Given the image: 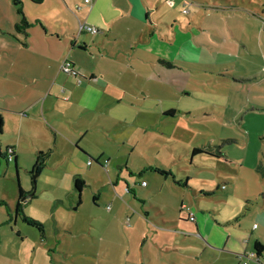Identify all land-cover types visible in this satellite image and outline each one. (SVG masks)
<instances>
[{
  "label": "rangeland",
  "instance_id": "obj_1",
  "mask_svg": "<svg viewBox=\"0 0 264 264\" xmlns=\"http://www.w3.org/2000/svg\"><path fill=\"white\" fill-rule=\"evenodd\" d=\"M150 1L164 3L155 10L156 18L164 16L153 29V50L177 68L162 70L155 61V86L147 84L141 107L154 114L173 107L177 113L168 119L149 115L148 133L137 138L146 153L131 154V165L138 170L145 160L164 163L178 179L188 177L186 187L146 170L142 179L148 186H140L134 173L119 181L115 201L104 186L93 204L88 186L75 211L52 212L55 193L44 170L35 177L36 198H25L23 207L40 225L20 217L7 224L14 237L2 242L0 264H256L246 257L256 239L264 245V0ZM110 49L111 43L94 48L93 62L87 53L77 57L101 68L135 59L123 54L116 62L107 56ZM128 76L135 79L123 69V80ZM136 80L144 79L140 74ZM89 163L94 179L112 177L114 168H101L88 157L79 156L75 165L85 169ZM30 169L14 174L24 196L32 188ZM153 188L158 192L148 199ZM76 198L72 191L63 199L74 205ZM55 219L72 229L70 248ZM18 226L21 239L12 232ZM258 260L264 264V251Z\"/></svg>",
  "mask_w": 264,
  "mask_h": 264
},
{
  "label": "crops",
  "instance_id": "obj_2",
  "mask_svg": "<svg viewBox=\"0 0 264 264\" xmlns=\"http://www.w3.org/2000/svg\"><path fill=\"white\" fill-rule=\"evenodd\" d=\"M16 1L21 2L29 24L25 34L14 28L20 18L13 0H0V200L11 211L14 210L18 198L14 180L16 169L19 172L22 167L32 168L39 152L45 155L40 173L49 171L47 180L55 193L52 212L63 208L65 211L77 209L76 200L71 205L63 198L73 191L74 179L78 176L85 182L82 192L90 186L93 204L102 197L104 186L109 187L114 201L119 199L114 193L119 181L128 180L134 173L141 177L140 181H145L142 176L146 170L166 171L170 175L162 176L186 187L183 184H187L188 177L178 179L164 163L145 160L138 170L131 165V154L146 153L138 145L137 138L141 131L148 133L144 122L149 115L168 119L166 116L177 113L173 107H160L157 114L141 107L148 95L147 84H155V61L162 70L177 68L172 61L174 66L171 68L160 64V57L151 43L154 26L164 16L160 14L156 18L155 10L164 3L150 0H91L89 3L84 0ZM32 6L36 8L30 13L28 10ZM81 24L95 26L99 31L95 34L80 32ZM107 43H111L107 52L110 59L118 62L123 54L135 59L130 63L118 62L116 67L93 65L96 57L94 48ZM77 53H87L92 62L84 65ZM100 57L105 58L106 55L101 52ZM64 59L71 62L82 78L80 82L73 75L61 71ZM123 69L134 73L135 79L128 76L123 80ZM140 74L144 79L142 82L136 80ZM164 87L167 88L166 85ZM123 110L127 115L122 114ZM130 110L132 117H128ZM169 111L173 114H164ZM135 114L138 115L133 117ZM109 144L111 150L107 151ZM8 148L12 149L10 160L6 159ZM79 156L95 160L101 168L110 165L114 168L112 177L104 182L94 179L90 174L93 163L85 169L75 165ZM124 184L127 192L133 191L128 185L130 183ZM140 186H148V183ZM59 191H63L65 196ZM157 192V189H150L148 199ZM33 195L36 198V193ZM180 207V210L184 208L183 203ZM7 220L6 207L0 204V248L3 241H12L14 237L7 226L11 222ZM16 220L14 217L13 223ZM60 222L55 219L54 225L64 232L63 244L70 248L72 229H66L68 227ZM14 231L20 239L23 238L20 226Z\"/></svg>",
  "mask_w": 264,
  "mask_h": 264
},
{
  "label": "trees",
  "instance_id": "obj_3",
  "mask_svg": "<svg viewBox=\"0 0 264 264\" xmlns=\"http://www.w3.org/2000/svg\"><path fill=\"white\" fill-rule=\"evenodd\" d=\"M13 2H14V9H15L17 15L20 18V20L14 25V28H15V30L17 32L25 34V31L29 27V24L27 23V21H26V19L24 17L22 6H21V2H18L16 0H13ZM22 44L26 45L24 42H22ZM158 61H159L160 64H162L163 66H165L167 68H169V67L171 68V67L174 66L173 63H171L168 60L159 59ZM164 114L172 115L173 111L165 112ZM1 127H2V119L0 117V131H1ZM224 141L228 142V143L231 142L229 139H226ZM44 156L45 155L42 152H39L35 164L32 166V168L29 171V174H31V183H32V188H31L30 194L33 192V190L35 191V184H36L35 177L38 176V174L41 171V168L43 166V158H44ZM0 157H2V156L0 155ZM6 159L10 160L11 158L9 159L8 155H6ZM256 167L258 168L259 165H256ZM152 170L154 172H157V173L161 174V175H170L166 171H159V170H156V169H152ZM32 176H34V178ZM183 185L186 186V184H183ZM84 186H85V182L83 181L82 178H80L78 176V177H76L74 179L73 191H75V193L77 194L76 206H79V204L81 202V192H82V189L84 188ZM17 188H18V198H17V202H16V205H15V208H14L13 211H11L9 209V207L7 206V204L3 200H0V204L6 207L7 219H8L7 221L11 222L12 219L15 216H16V218L20 217V219H22V221L23 220L25 222L28 221L29 225L34 226V227H36L38 229V225H40V223H38L37 221L33 220L30 217L25 216V214L23 213V207L25 205V203H24L25 198H23L24 197V191L22 190L20 185L19 186L17 185ZM128 191H131V190H128ZM33 194L29 198H33L34 197ZM140 201H141V203H143V200H140ZM189 215H188V219H189ZM193 218H194V216H193ZM194 219H192L191 221H194ZM263 251H264V245L261 243V241L255 240L254 244H253V252H254V258H256L257 261H258V258L261 256ZM237 255L239 256V259H241L243 257H246V256H244L242 254H239V253Z\"/></svg>",
  "mask_w": 264,
  "mask_h": 264
},
{
  "label": "built area",
  "instance_id": "obj_4",
  "mask_svg": "<svg viewBox=\"0 0 264 264\" xmlns=\"http://www.w3.org/2000/svg\"><path fill=\"white\" fill-rule=\"evenodd\" d=\"M84 1H85V3H89L91 0H84ZM79 31L80 32L85 31V32H88V33L95 34L99 30L95 26H91V25H88V24L87 25L86 24H81L79 26ZM60 69H61V71L65 72V73H68L70 75H73L74 77L77 78V73L74 70V68H73V66H72V64H71V62L69 60L64 59L62 61L61 65H60ZM77 80H78V82H80L81 79L80 78H77ZM7 151H8L7 155L9 157V159H10L11 158L10 153H11L12 149L11 148H8ZM105 162H107V160H105ZM141 184L142 185H145L146 182L145 181H141ZM192 215L193 214L190 213V215H189V219L190 220L194 219ZM255 227H256V224H253V228H255ZM246 258H248L250 260H251V258H254V252L253 251L250 252ZM254 260H255V263L256 264H261V262L259 260L257 261L256 258H254ZM243 264H250V263L248 261L244 260L243 261Z\"/></svg>",
  "mask_w": 264,
  "mask_h": 264
},
{
  "label": "water",
  "instance_id": "obj_5",
  "mask_svg": "<svg viewBox=\"0 0 264 264\" xmlns=\"http://www.w3.org/2000/svg\"><path fill=\"white\" fill-rule=\"evenodd\" d=\"M17 185L19 186L18 181H17ZM33 193H34V190H33V192L31 194L25 195L23 198L30 197ZM15 218H16V216H15Z\"/></svg>",
  "mask_w": 264,
  "mask_h": 264
}]
</instances>
